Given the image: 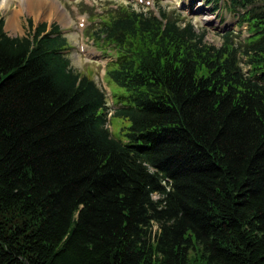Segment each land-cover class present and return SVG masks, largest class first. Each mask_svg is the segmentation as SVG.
<instances>
[{
	"label": "trees",
	"instance_id": "1",
	"mask_svg": "<svg viewBox=\"0 0 264 264\" xmlns=\"http://www.w3.org/2000/svg\"><path fill=\"white\" fill-rule=\"evenodd\" d=\"M228 2L219 46L160 4L99 27L125 139L59 24L0 16V264H264V0Z\"/></svg>",
	"mask_w": 264,
	"mask_h": 264
},
{
	"label": "rangeland",
	"instance_id": "2",
	"mask_svg": "<svg viewBox=\"0 0 264 264\" xmlns=\"http://www.w3.org/2000/svg\"><path fill=\"white\" fill-rule=\"evenodd\" d=\"M128 4L138 10H154L160 4L175 15L181 13L195 27L207 29L205 39L215 46L221 45L222 34L226 31L237 32L241 37L238 41L248 36L247 25L240 24L238 11L228 0H52V3L38 1L30 9L24 0H0V16L4 17L5 29L12 36L28 34L29 19L35 26L41 22L61 26L70 43L69 56L74 67L94 78L106 91L110 107L109 127L118 139L126 138L130 121L115 114L125 91L106 75L117 50L104 40H98L95 33L116 9ZM12 16H15L14 24L9 22Z\"/></svg>",
	"mask_w": 264,
	"mask_h": 264
},
{
	"label": "bare ground",
	"instance_id": "3",
	"mask_svg": "<svg viewBox=\"0 0 264 264\" xmlns=\"http://www.w3.org/2000/svg\"><path fill=\"white\" fill-rule=\"evenodd\" d=\"M9 1H11V0H7V2H9ZM38 1L52 3V0H24V4H26L27 9H30V8L33 7V4H35ZM9 22L11 24H14V22H15V16H12L11 19L9 20Z\"/></svg>",
	"mask_w": 264,
	"mask_h": 264
}]
</instances>
